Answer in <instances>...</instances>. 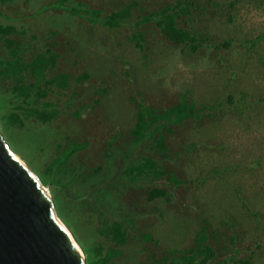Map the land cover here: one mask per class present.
<instances>
[{
  "label": "rangeland",
  "instance_id": "1",
  "mask_svg": "<svg viewBox=\"0 0 264 264\" xmlns=\"http://www.w3.org/2000/svg\"><path fill=\"white\" fill-rule=\"evenodd\" d=\"M179 3L193 4L180 23L203 42L197 52L150 17ZM115 12L128 16L111 28L104 20ZM12 49L26 63L53 60L45 79L67 76L39 101L56 117L38 123L17 97V75L0 64V129L87 249V264L111 248L122 252L108 264L178 261L201 236L216 254L209 264H264V0H0V62L15 60ZM183 97L201 117L155 119V137L135 140L139 113L141 124L154 117L144 107L162 113ZM72 141L88 147L50 171ZM154 189L165 193L150 200ZM117 223L121 245L100 232Z\"/></svg>",
  "mask_w": 264,
  "mask_h": 264
},
{
  "label": "trees",
  "instance_id": "2",
  "mask_svg": "<svg viewBox=\"0 0 264 264\" xmlns=\"http://www.w3.org/2000/svg\"><path fill=\"white\" fill-rule=\"evenodd\" d=\"M193 5L192 3L188 5L185 3L181 7V3L176 6H167L166 8L154 12L150 17H154L156 20L157 26L160 28L162 33L166 38L177 45H184L189 47L192 52H197L203 42L200 41L198 34L188 27L183 26L180 21L183 18V13H189V8ZM74 14H78L77 10H73ZM128 14L124 12H115L111 15L105 17V24L111 28L121 25V19ZM152 19V18H150ZM94 20V19H93ZM96 21V20H94ZM11 33V32H10ZM258 40L262 39V36L257 38ZM11 44V43H10ZM11 52H14L12 49ZM12 55V54H10ZM16 56L15 60H6L0 62V64H5L4 72L7 74L17 75L19 86L15 90L18 91V96L22 103L27 104L28 108L25 110L27 119H34L38 123H47L53 120L57 114L53 116L51 112H46L39 107L40 98L45 97L47 94V87L50 85L56 84L57 86H62L67 79L66 75H59L53 79H45L43 68L45 65L48 67L49 64L55 65L56 63L52 60L51 63L46 59L45 55H38L32 62H24L22 57L18 55V50L14 52ZM31 71V72H30ZM33 75L37 79V82L27 86L26 75ZM39 74V76H37ZM45 79V80H44ZM44 81V86H41L40 83ZM32 94V96H31ZM141 107V106H140ZM150 111L153 115V120L145 124H141L142 121L141 114L139 113L138 121H136L135 127L131 130V134L136 138L135 140L140 143L145 140H150L155 137L156 132H147L151 129L155 119L165 118L170 124H183L184 122L190 120L191 118L201 117L204 109L198 108L194 102H190L183 97V99L176 104L175 106L163 111L162 113H157L151 106L144 107V113ZM144 116V114H142ZM16 119H19L18 115L15 116ZM145 122V121H144ZM140 123V124H139ZM23 124V123H22ZM159 127V126H158ZM164 127V125L162 126ZM160 139H163L164 136L159 135ZM88 147L87 143H79L77 141H72L68 148H65L63 151L59 152L56 158L51 162L50 171L54 167L59 166L64 167L67 164H70L72 158L77 154V152ZM148 165L155 167V164L151 159L147 160ZM152 163V164H151ZM158 171V170H156ZM156 177L164 176V172L158 174L154 172ZM177 184H181L182 181L175 178ZM164 192V191H163ZM161 191L154 189L150 191V200L156 198L158 195H162ZM165 193V192H164ZM88 194V193H87ZM84 197H87L85 195ZM122 223H117L114 225L106 224L104 229H101V233L109 238L112 242H115L117 245H121L124 242L125 230ZM197 248H191L187 250H182L180 253V260L176 261L175 259L165 258L161 264H209V261L215 258L216 254L212 247L204 244V237L197 238ZM88 253L87 249H84ZM122 250H117L111 248L110 253L103 257L95 260L94 262H89V264H108L112 261L113 258L120 255ZM242 264H251V261L245 260L241 261Z\"/></svg>",
  "mask_w": 264,
  "mask_h": 264
},
{
  "label": "water",
  "instance_id": "3",
  "mask_svg": "<svg viewBox=\"0 0 264 264\" xmlns=\"http://www.w3.org/2000/svg\"><path fill=\"white\" fill-rule=\"evenodd\" d=\"M0 264H87L41 178L0 129Z\"/></svg>",
  "mask_w": 264,
  "mask_h": 264
}]
</instances>
